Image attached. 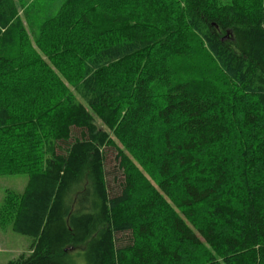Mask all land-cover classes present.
Listing matches in <instances>:
<instances>
[{
    "label": "trees",
    "instance_id": "trees-1",
    "mask_svg": "<svg viewBox=\"0 0 264 264\" xmlns=\"http://www.w3.org/2000/svg\"><path fill=\"white\" fill-rule=\"evenodd\" d=\"M18 1L23 24L0 5L10 8L0 77L27 81L15 79L13 92L0 83V95L20 90L31 108L0 100V143H19L16 152L5 146L13 156L0 160V174L24 173L26 183L6 193L0 217L31 242L0 264H182V245L201 254L198 264H264V139L254 138L264 135V0H174L176 15L173 2L143 0L142 12L100 15L117 28L115 40L94 25L81 34L63 12L90 0ZM60 19L64 31L48 32ZM49 36L57 53L41 41ZM29 40L55 55L59 74L44 71ZM177 57L190 58L197 75L175 78ZM111 70L125 75L111 79ZM136 164L153 168L156 185L122 215ZM240 170L261 184L244 174L232 184ZM156 231L160 239L148 242Z\"/></svg>",
    "mask_w": 264,
    "mask_h": 264
},
{
    "label": "rangeland",
    "instance_id": "rangeland-1",
    "mask_svg": "<svg viewBox=\"0 0 264 264\" xmlns=\"http://www.w3.org/2000/svg\"><path fill=\"white\" fill-rule=\"evenodd\" d=\"M138 1V0H136ZM162 1V3H172L173 2V7H175L174 10L170 9V12L174 15L176 12L178 13V8L179 3L176 2L174 0H159ZM225 1V0H223ZM6 4L7 7H9L10 5L14 7V9L16 10V14L12 15V20L16 22L18 19L21 20L22 24H23V19L21 16V11L19 9V1L18 0H0V5ZM144 1L142 0L139 3H134L133 0H90L88 2H78L76 4H74L73 6H69L67 7V10H63V12L67 13V15H69V17L71 18V21L74 22H79L80 26L82 27V32L81 34H85L87 31L91 30L92 25H94L97 29V32L99 34H102L103 36H105L106 39H117L119 37V35H117V28L115 26H113V24L110 22V18L109 20L105 19L100 16L101 14H108L111 17L117 14H122L125 12H130L132 9L134 11H138V12H142L144 10ZM172 7V8H173ZM8 9V8H7ZM6 9V10H7ZM10 9V8H9ZM8 9V10H9ZM3 7H0V17H3L0 21V32H5V30L7 29V25H9V22H6V25L4 26V16H5V12L6 11ZM80 13H84V21L82 18L79 17ZM176 13V14H177ZM175 14V15H176ZM4 15V16H3ZM172 16V15H171ZM76 17V18H75ZM61 20V19H60ZM82 20V21H81ZM90 22V25H86L85 23ZM58 23V21H57ZM25 25V23H24ZM26 27V25H25ZM65 29V23L64 21L61 20V22L59 24H55L53 23V26L51 29H48V32H55V31H60L63 32ZM29 32H28V37H29ZM117 35V36H116ZM117 37V38H116ZM51 36L47 37V39L45 37L41 38V41L46 44V46L48 45H52L55 50L56 53L58 51H60V47L58 44H53L50 40ZM29 42V47L31 49V51L33 50L36 54V58L39 60V62L41 63V66L45 69L44 71H49L50 69L52 71H55L56 73L59 74V70L57 69V67H55L56 65H54V63L52 64V62H55L56 59L54 58L55 55H52V53L50 51L48 52H43L32 40L28 41ZM25 52H27L25 50ZM188 53V50L186 51ZM80 53V52H79ZM78 53V54H79ZM76 57H80V55H74L73 54V67L74 69H78V67L76 66ZM184 57V56H183ZM183 57H177V58H172L171 65L173 66L175 64L174 67V77L175 78H179V79H186V78H193L197 75V73L195 72L194 66L190 61V58H184ZM64 58V57H63ZM64 61V60H63ZM142 62V60L140 59V63ZM78 65V64H77ZM28 68V67H26ZM29 69V68H28ZM49 69V70H48ZM75 70V71H76ZM71 73V72H70ZM106 74H108V77L115 78L116 77H120V79L122 77H124L125 74H123L122 70H111L109 72H107ZM200 76V75H199ZM107 77V78H108ZM15 79L22 84H25L27 79L25 76L17 75L15 77L9 78V76H3L0 77V83L1 86H4L6 90H10V92L16 91V89H13V86L10 85V83L14 82ZM41 80H43L42 76H41ZM67 90H71L69 84L66 82L65 83ZM227 85V84H225ZM219 87V86H217ZM227 86H224V89H226ZM230 89H234L232 87H229ZM220 90V89H219ZM20 90L17 91L16 93L18 94H9L8 92L6 93H2L0 95V100L2 101L3 99H6L7 101L11 102H23V107L25 108H31V104L30 101L28 99V97L26 96V94H20ZM58 92H60V89H49L48 95L50 96H54L55 94H57ZM76 98L79 99V97L76 95ZM228 100V99H227ZM157 102H159L156 99L153 100V103L158 104ZM160 103V102H159ZM236 106H238L236 104ZM240 106V105H239ZM228 111H233V110H228ZM239 116L238 115H228V117L226 118V122L228 125H231V127L235 128L236 122L240 121L239 120ZM258 124L259 127L262 128L259 130V132H263L264 131V113H260L258 118ZM234 125H232V124ZM99 125V124H98ZM153 130H151V135H153V137H155V134L158 133V130H156L154 128V126L152 127ZM238 131V130H237ZM41 132H43V134L45 133L44 130H42ZM240 132V130H239ZM243 130L242 133L243 134ZM240 135V133H239ZM241 136V135H240ZM238 137L237 139L240 140L241 137ZM257 137H254L255 139H264V135L261 133H256ZM115 142H117V139H114ZM7 143H0V160L5 158H8V156H13V154L9 151H7V148H11L13 151H18L19 150V143H12V141L6 140ZM1 142V141H0ZM233 142H235V140L232 139L231 144L235 145ZM237 142V141H236ZM7 145V148L5 147ZM157 149H159V145L158 143H156V146L154 145V151H157ZM234 150V149H233ZM134 166H137L136 170H131L132 175H134L135 177V182H136V186L134 187V193H133V199L130 203L124 205L121 209V214L122 215H128L130 208H131V204H133L136 200H138L139 198H141L143 195H145L146 191H148V188L150 187V184L152 183L153 185H156L155 183V175L152 173L153 172V168L151 167L150 170H148L147 167H142L140 166V164H136ZM259 169V167L254 168V170ZM146 170H148L149 172H147ZM238 170V168L236 169ZM241 171V170H240ZM237 172V175L230 177L231 178V183H237L240 181V176L242 174H244L242 171ZM253 177L252 178H248L246 177V175H242V177H246V182H250L252 185L258 184L260 185L262 182V176L258 173H254V171L252 172ZM264 173V172H263ZM258 174V175H257ZM228 178V179H230ZM26 183V175L24 173H15V174H0V208L2 206L3 203V199L6 195V193H13V194H19L20 192H22L24 185ZM264 183V182H262ZM249 184V183H247ZM229 190H231L229 193L232 192V189L230 188ZM232 194V193H231ZM11 195V194H10ZM163 213V212H162ZM11 215V214H10ZM161 216V214H159ZM165 215V214H163ZM1 216V215H0ZM153 221L155 220H160V217H152ZM138 219L135 218V222H137ZM11 224V217L10 216H2V218L0 217V263H5L6 261L18 256V254L20 253H27L28 252V246L31 242V238L28 236H24V235H20L18 233H15L14 231L11 230L10 227ZM238 232V231H237ZM236 232V234H238ZM219 236H223V232L219 234ZM159 237L160 239V234L158 231H156L154 233V236L148 240V242L151 243L156 241L157 238ZM167 239L170 240L171 242V237H167ZM174 246V243L172 244ZM180 250V259H181V263L182 264H198V260H201L202 256L201 254L198 255V252H192L187 246H180L179 248ZM209 252H213L211 248L208 249ZM224 260V259H223ZM246 261V260H244ZM220 262H222V260L220 259ZM221 264H225L224 262H222ZM244 264H247V262H245Z\"/></svg>",
    "mask_w": 264,
    "mask_h": 264
}]
</instances>
